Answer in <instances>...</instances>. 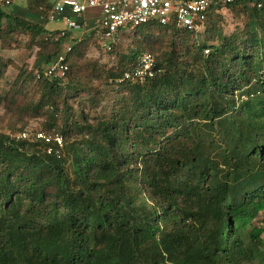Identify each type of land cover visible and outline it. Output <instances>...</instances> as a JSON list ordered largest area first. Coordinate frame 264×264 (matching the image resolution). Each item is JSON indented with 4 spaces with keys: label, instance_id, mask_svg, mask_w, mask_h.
Returning a JSON list of instances; mask_svg holds the SVG:
<instances>
[{
    "label": "trees",
    "instance_id": "16d2710c",
    "mask_svg": "<svg viewBox=\"0 0 264 264\" xmlns=\"http://www.w3.org/2000/svg\"><path fill=\"white\" fill-rule=\"evenodd\" d=\"M10 4L0 0V35L19 30L56 59L60 32ZM239 5L248 21L217 44L173 25L151 34L155 74L141 82L124 77L138 48L105 68L83 56L84 38L65 76L13 82L0 53V100L27 98L22 110L46 119L21 132L63 137L58 154L54 141L0 133V264H264V0L213 5L205 29Z\"/></svg>",
    "mask_w": 264,
    "mask_h": 264
},
{
    "label": "rangeland",
    "instance_id": "374dc122",
    "mask_svg": "<svg viewBox=\"0 0 264 264\" xmlns=\"http://www.w3.org/2000/svg\"><path fill=\"white\" fill-rule=\"evenodd\" d=\"M10 1L11 4L10 6L6 7V12H11L14 15L34 23L40 22L39 24L46 28V21H48V19L47 16L40 13V9L44 10L47 5L54 3L56 0ZM251 5H254V3H251ZM248 19L249 15L247 12L241 9V5H239L237 8L225 7L220 11L218 19L216 20L217 29L208 31L204 27L203 29L196 31L197 33L195 32L196 37L193 35L190 36L189 43H191L192 40H195V42L198 40L200 43L208 41V44H217L220 31L226 34H231L239 27H243ZM11 23H15L13 19L4 20L2 29L4 30V33L10 31L9 27ZM162 27V24L154 23V25H152L151 28L145 33L135 30L128 31L122 36L121 41L116 44L111 51H106L102 44L98 43L97 35H87L88 33L84 35L81 33L80 36H87L85 39L87 40V43L83 49V56L89 60L88 62H94L98 60L99 64L101 63L105 65V68L120 66V57L132 55L133 51L137 48L141 50L140 52L149 50L148 47H145V44L150 41L151 38H149V36L151 34H156L157 36L170 35L160 31L159 28ZM46 34L47 32L43 33V37L46 36ZM48 48V46L43 47V45L40 43H32L28 39V35L21 33L19 30L9 32L7 35L1 34L0 53L3 55V58L9 62L8 71L6 72V81L13 82L17 79L20 73L23 72L26 74L31 73V75L34 76L39 69H43L49 65L54 57L51 59L48 58V54L50 52L48 51ZM41 52H44V54H40ZM205 53L208 52L205 50ZM153 54L156 57L157 53ZM80 61V63L84 62L83 59ZM35 78H33L31 82H34ZM112 80L113 79L110 78L107 81L108 87L106 86V88L108 99L104 103L105 106L109 108L111 106L110 104L112 103L114 90L117 88V86L112 84ZM27 102V98L19 96L17 102L14 103V107H10L8 106V102L6 100H0V133H7L11 136H20L22 129L27 128L30 130L35 126H40L43 121H46L44 116H38L37 118L27 112H24L22 109H24L26 105L29 104ZM106 111L107 110L103 109L101 113L106 114ZM261 219L262 215L256 222L262 224L260 223Z\"/></svg>",
    "mask_w": 264,
    "mask_h": 264
},
{
    "label": "built area",
    "instance_id": "2783aa9c",
    "mask_svg": "<svg viewBox=\"0 0 264 264\" xmlns=\"http://www.w3.org/2000/svg\"><path fill=\"white\" fill-rule=\"evenodd\" d=\"M10 0H6L8 3ZM233 0H56L47 16L50 21L63 23L59 38H69L70 32L81 28L82 19L90 11L98 12L96 35L98 43L106 51H111L122 36L135 27L147 23H160L163 26L173 25L199 31L205 27L207 13L213 5ZM72 49L67 44L66 50ZM66 51V52H67ZM209 51L208 49L206 50ZM66 53L58 54L49 65L36 72L37 78L55 76L63 77L68 70L65 63ZM156 57L150 51L139 55L138 63L124 77L131 81H144L155 74ZM113 81V80H112ZM116 81H120L117 79ZM21 136L29 140L43 139L46 142H56V152L59 154L63 147V137L56 133L54 136L41 130L24 131ZM53 147H48L52 152Z\"/></svg>",
    "mask_w": 264,
    "mask_h": 264
},
{
    "label": "crops",
    "instance_id": "0c3cea01",
    "mask_svg": "<svg viewBox=\"0 0 264 264\" xmlns=\"http://www.w3.org/2000/svg\"><path fill=\"white\" fill-rule=\"evenodd\" d=\"M97 18H98V12L90 11L82 19L83 24H82L81 28H78V29L71 31L69 38L67 37V38L62 40L61 38H59V34H60L59 33L58 34V40L60 41V46H61V51L59 54L66 53V51H67L66 45L67 44L73 45L76 41H79V40L87 37V36H84V37L80 36L81 33L84 35L86 33H88L87 35H92V34L96 35L95 27H96V24L98 22ZM48 21H46L47 22V26H46L47 29L58 30L60 32L61 29H63L65 27V25L63 23L53 22V21H50L49 19H48Z\"/></svg>",
    "mask_w": 264,
    "mask_h": 264
}]
</instances>
